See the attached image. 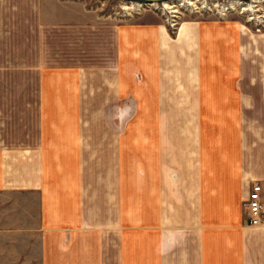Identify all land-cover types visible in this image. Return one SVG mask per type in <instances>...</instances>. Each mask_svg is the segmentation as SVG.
I'll list each match as a JSON object with an SVG mask.
<instances>
[{"label":"crops","instance_id":"obj_1","mask_svg":"<svg viewBox=\"0 0 264 264\" xmlns=\"http://www.w3.org/2000/svg\"><path fill=\"white\" fill-rule=\"evenodd\" d=\"M93 13L0 0V264H264V34Z\"/></svg>","mask_w":264,"mask_h":264},{"label":"rangeland","instance_id":"obj_2","mask_svg":"<svg viewBox=\"0 0 264 264\" xmlns=\"http://www.w3.org/2000/svg\"><path fill=\"white\" fill-rule=\"evenodd\" d=\"M83 4V8L93 11L94 15L99 19L107 20H136L137 17L147 19L149 21L155 20L160 23H165L168 29L174 33L179 26L180 19L184 17L191 18H214L219 20H233L243 24L245 27L251 29L256 34H264V2L263 0H198L194 4L196 7L191 8L184 4L185 0H167L162 3L143 4L135 0H78ZM191 1V0H189ZM231 1L240 2L239 6L234 5L233 9L229 8ZM172 2V3H171ZM205 2V3H204ZM216 2L214 7L211 3ZM243 3V4H242ZM139 4V8H131ZM168 4V5H167ZM174 5L175 7L171 6ZM181 6H178L180 5ZM253 5L255 6L253 12L243 11L242 7ZM165 9L164 11L163 8ZM183 5V6H182ZM210 5V6H209ZM193 6V5H192ZM209 6V8L207 7ZM127 7V8H126ZM157 7V8H156ZM172 7V8H171ZM222 7V8H221ZM225 7V9H223ZM156 8V9H155ZM223 9V10H222ZM175 10L174 14L167 13V11ZM179 12V13H178ZM172 16V17H171ZM251 17V18H250ZM258 17V18H257ZM261 17V18H260ZM172 18V19H171ZM250 18V19H249ZM206 114V113H205ZM143 115V111L139 116ZM207 116V115H205ZM205 131L209 133L215 132V126L208 125Z\"/></svg>","mask_w":264,"mask_h":264},{"label":"built area","instance_id":"obj_3","mask_svg":"<svg viewBox=\"0 0 264 264\" xmlns=\"http://www.w3.org/2000/svg\"><path fill=\"white\" fill-rule=\"evenodd\" d=\"M260 192H261L260 183L259 182L252 183L251 188L246 197V200L244 201V206L248 214V218H247L248 224L257 225L260 224L264 219V203L261 201Z\"/></svg>","mask_w":264,"mask_h":264},{"label":"bare ground","instance_id":"obj_4","mask_svg":"<svg viewBox=\"0 0 264 264\" xmlns=\"http://www.w3.org/2000/svg\"><path fill=\"white\" fill-rule=\"evenodd\" d=\"M200 1H201V0H200ZM237 1H238V0H237ZM237 1H231L230 4H229V8H232V9H233V8H234V7H233L234 5L239 6V5H240V2H237ZM164 2H165V1H164ZM166 2H167V1H166ZM194 2H195V3H196V2L198 3L199 1H198V0H191V1H189V0H185V1H184V4H186L188 7L194 8V7H196V5L194 4ZM250 2L253 3V2H256V1L251 0ZM263 2H264V0H263ZM167 3H168V2H167ZM171 3H172V2H171ZM199 3H202V1L199 2ZM204 3H205V2H204ZM212 4H213L214 7H217V6H216V4H217L216 2H214V3L212 2L211 5H212ZM242 4H243V3H242ZM154 5H155V4H151L150 6L152 7V6H154ZM167 5H168V4H167ZM192 5H193V6H192ZM171 6L175 7V6L172 5V4H171ZM178 6H181V4L178 5ZM182 6H183V5H182ZM209 6H210V5H209ZM209 6H207V7L209 8ZM139 7H140V5H139V4H136L135 6H132L131 8H139ZM161 7L163 8L162 5H161ZM254 7H255V6H253V5H249V4H248V6L242 7V8H243L242 10H243V11H248V12H253L254 9H255ZM126 8H127V7H126ZM171 8H172V7H171ZM221 8H222V7H221ZM223 9H225V7H224ZM223 9H222V10H223ZM164 10H165V9L163 8L162 11H164ZM166 11H167V10H166ZM170 12H171V11H170ZM170 12L167 11V13H170ZM174 12H176V11L173 10V11L171 12V14H174ZM254 12H255V11H254ZM178 13H179V12H178ZM250 18H251V17H250ZM250 18H249V19H250ZM257 18H258V17H257ZM260 18H261V17H260Z\"/></svg>","mask_w":264,"mask_h":264},{"label":"water","instance_id":"obj_5","mask_svg":"<svg viewBox=\"0 0 264 264\" xmlns=\"http://www.w3.org/2000/svg\"><path fill=\"white\" fill-rule=\"evenodd\" d=\"M137 2L143 3V4H153V3H158V2H163L167 0H135Z\"/></svg>","mask_w":264,"mask_h":264}]
</instances>
